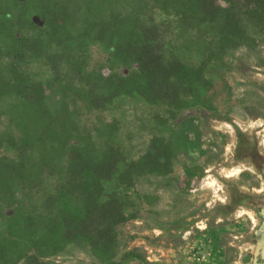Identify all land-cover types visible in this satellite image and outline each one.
Returning <instances> with one entry per match:
<instances>
[{
	"label": "rangeland",
	"instance_id": "rangeland-1",
	"mask_svg": "<svg viewBox=\"0 0 264 264\" xmlns=\"http://www.w3.org/2000/svg\"><path fill=\"white\" fill-rule=\"evenodd\" d=\"M84 1L56 0L69 18V44L50 41L44 54L27 56L21 65L46 94L52 93L50 86L57 87L55 60L63 80L73 85L74 60L103 76H126L136 68L114 60L111 48L95 40L93 32L85 34ZM160 1L103 0L93 13L108 17L112 10L119 16L117 23L127 17L139 28L154 27L164 62L200 70L197 97L162 102L121 96L109 109L98 110L68 95L73 128L90 135L98 151L109 148L119 159L137 162L155 139L169 149L166 173L137 175L123 186L103 185L111 208L123 217L114 229L115 259L133 250L144 257L142 264H264V30L245 21L242 38L230 42L213 22L201 21L187 7L163 8ZM0 6L15 20L23 17L20 32L47 39L48 14L40 0H0ZM11 100L0 102V133L17 136L18 127L8 114ZM25 121L31 124L29 117ZM6 157L14 155L0 147V159ZM64 161L63 152L54 153L51 165L38 169L26 187L17 186L14 206L0 200V235L13 207L43 218L45 199L53 193ZM45 261L96 264L97 258L88 247L69 243Z\"/></svg>",
	"mask_w": 264,
	"mask_h": 264
},
{
	"label": "trees",
	"instance_id": "trees-1",
	"mask_svg": "<svg viewBox=\"0 0 264 264\" xmlns=\"http://www.w3.org/2000/svg\"><path fill=\"white\" fill-rule=\"evenodd\" d=\"M222 1L225 6L217 0H161L160 3L163 8L187 7L201 21L213 22L217 32L230 42L242 38L245 21L264 30V0ZM40 2L48 14L47 39L20 32L25 23L23 17L15 20L0 6V102L11 97V111L7 112L19 132L17 136L0 133V147L14 155L0 159V200L14 206L15 188L26 187L38 169L51 165L54 153L63 152L64 168L53 193L45 199L47 211L43 218L25 215L13 207L5 233L0 235V264H47V257L62 251L69 243L88 247L97 258L96 264H129L130 259L142 264L144 257L133 250L115 259L114 229L123 217L111 208L109 193L103 185L114 182L123 186L137 175L166 173L170 168L169 149L155 139L137 162L121 160L109 148L98 151L90 135H79L73 128L68 95L73 94L88 109L98 110L109 109L121 96L180 102L197 97L201 72L180 62H164L154 27L139 28L127 17H121L117 23L119 16L114 17L112 10L108 17L93 13L103 5V0H85V34L93 32L95 40L111 48L114 60L136 68L126 76L116 73L103 76L87 72L82 62L74 60L76 85H73L72 81L63 80L55 60L57 87L50 86L52 93L46 94L41 83L31 79L21 65L27 56L44 54L50 41L67 46L69 18L56 0ZM118 26L124 30L119 32ZM55 89L59 90L54 92ZM25 117H29L31 124ZM73 138L77 141L73 142ZM213 238L216 243L218 237Z\"/></svg>",
	"mask_w": 264,
	"mask_h": 264
},
{
	"label": "water",
	"instance_id": "water-1",
	"mask_svg": "<svg viewBox=\"0 0 264 264\" xmlns=\"http://www.w3.org/2000/svg\"><path fill=\"white\" fill-rule=\"evenodd\" d=\"M33 21L40 23V21H39V19L37 17H33Z\"/></svg>",
	"mask_w": 264,
	"mask_h": 264
}]
</instances>
